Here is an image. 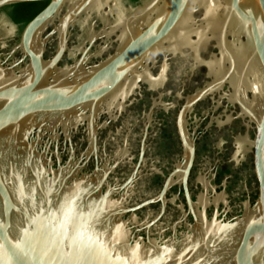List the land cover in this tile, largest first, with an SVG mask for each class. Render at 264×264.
<instances>
[{
    "label": "water",
    "instance_id": "1",
    "mask_svg": "<svg viewBox=\"0 0 264 264\" xmlns=\"http://www.w3.org/2000/svg\"><path fill=\"white\" fill-rule=\"evenodd\" d=\"M33 1L0 0V264H264V0H48L20 29L4 8ZM173 58L210 76L179 104L162 96ZM146 85L162 92L142 127L118 123ZM208 98L219 127H245L229 162L252 154L251 189L198 160ZM175 106L167 169L154 111Z\"/></svg>",
    "mask_w": 264,
    "mask_h": 264
},
{
    "label": "flooded vegetation",
    "instance_id": "2",
    "mask_svg": "<svg viewBox=\"0 0 264 264\" xmlns=\"http://www.w3.org/2000/svg\"><path fill=\"white\" fill-rule=\"evenodd\" d=\"M139 1L140 0H125V4L135 5ZM78 34L79 32L75 30L74 36L77 37ZM212 45L213 44H210V48L201 53L205 61H207L210 53L214 49ZM169 62L170 67L166 75L164 83L165 89H163L162 94L169 102H177V104L183 102L181 99L177 100L178 95L182 94L185 96L193 92L197 87L203 86L204 83L210 79L205 63L193 67L194 63L185 59L173 58ZM161 90H159L160 92L158 88L149 90L147 89V85L146 88L143 86L139 94L136 95V101L123 111V115L118 123H122L123 119L128 116H133L137 118V120L132 119V123L136 125V131L139 130L143 125L141 117L143 110L152 103L151 97H157L162 92ZM178 107L179 106H175V108L172 107L168 111L161 107H157L154 111L156 136L153 139V153L155 156H159L163 162H167V169L171 167L170 165H172L173 160L178 159L182 154L181 142L176 124ZM222 110L223 108L219 107V109L214 111L212 99L208 98L199 102L195 106L193 114H191L190 123L192 126L198 128L199 134V138H197L198 160L203 161L206 159L214 160L215 157L218 159L220 158L221 162L216 171L217 182L221 183L226 176H229L228 187L231 191L236 192L244 188V182H246L251 189L255 181L252 154L247 155L241 167H235L233 163L229 162L233 148L234 135L244 133L245 127L239 119L231 121L230 123H224L219 127L218 121L215 120V118L223 114ZM227 110L233 111L234 107L229 105ZM196 119L198 122H196ZM251 134L253 135V131H251ZM220 140L224 143L223 148L217 149L215 145ZM140 142V138H138L136 140V151H138ZM153 183L158 185L160 179L156 178Z\"/></svg>",
    "mask_w": 264,
    "mask_h": 264
},
{
    "label": "trees",
    "instance_id": "3",
    "mask_svg": "<svg viewBox=\"0 0 264 264\" xmlns=\"http://www.w3.org/2000/svg\"><path fill=\"white\" fill-rule=\"evenodd\" d=\"M48 3V0L17 3L5 7L4 11L19 25L20 29H23Z\"/></svg>",
    "mask_w": 264,
    "mask_h": 264
}]
</instances>
